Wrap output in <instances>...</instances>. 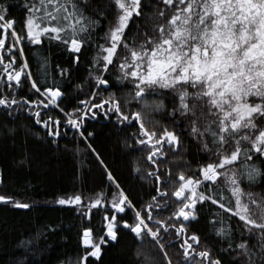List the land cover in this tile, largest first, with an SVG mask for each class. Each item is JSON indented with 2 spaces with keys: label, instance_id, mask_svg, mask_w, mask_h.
<instances>
[{
  "label": "snow or ice",
  "instance_id": "6c2138e0",
  "mask_svg": "<svg viewBox=\"0 0 264 264\" xmlns=\"http://www.w3.org/2000/svg\"><path fill=\"white\" fill-rule=\"evenodd\" d=\"M112 3L114 21L96 41L88 79L76 85L81 91L87 86L83 98L72 97L58 82L35 79L25 44L41 45L45 38L60 42L75 54L78 64L100 21L87 15L78 0H39L26 5L27 15L18 29L17 20L8 18L7 9L0 6V108L9 116L27 112L53 139L71 128L87 141L94 136L87 132L88 121L101 118L135 128L130 133L133 142L125 144L132 151H146L151 165L145 171L137 158L135 171L152 182L155 192L143 205L130 198L99 153L116 192L110 198L103 191L87 198L83 193L58 198L57 203L75 205L89 220L93 209L104 212L103 235L83 228V253L76 264L100 260L102 245L118 240L121 225L141 243L145 238L154 242L166 264H173L167 249L176 243L182 251L177 264H223L211 246L200 248L197 233L188 232L197 205L205 202L238 217L234 226L227 216H213L215 233L227 245L221 251L237 250L246 264H264V195L242 187L245 179L264 175V0H150L148 14L142 0ZM134 17L142 22L129 39ZM112 69L119 72L115 80L109 75ZM60 71L63 76L71 69ZM25 80L30 95L20 96ZM121 88L128 90L123 99L118 95ZM169 95L171 110L163 98ZM73 99L77 103L68 110L66 101ZM51 110L59 114L45 118ZM156 113H166L171 125L154 120ZM182 121L188 122L189 136L209 153V162L198 165V174L181 170L174 178L172 168L161 170L160 164L169 151L182 147L184 129L177 131ZM88 147L95 152L90 143ZM175 160L178 163L183 156ZM168 184L171 190L165 187ZM0 203L31 207L7 193H0ZM166 210L168 215L161 217ZM128 211L133 220L125 218ZM168 236L173 240L166 244Z\"/></svg>",
  "mask_w": 264,
  "mask_h": 264
},
{
  "label": "trees",
  "instance_id": "16d2710c",
  "mask_svg": "<svg viewBox=\"0 0 264 264\" xmlns=\"http://www.w3.org/2000/svg\"><path fill=\"white\" fill-rule=\"evenodd\" d=\"M32 2L39 3V0H0V6L7 9L8 18L17 20L19 29L27 15L26 5ZM78 2L85 7L87 15L100 21L92 32V40L84 45L79 63L75 62V54L69 52L65 45L47 38L41 45L25 44V55L33 77L39 82H58L72 97L83 98L87 86L81 91L77 90L76 85L89 77L90 65L97 53L96 41L107 31L109 21H114L115 6L112 0H86V4L85 0ZM142 3L146 14L151 13L150 0H142ZM102 12L106 15L102 16ZM140 22L141 18H133L128 29L129 39L136 33ZM100 42L103 43L102 40ZM61 68H70L71 71L62 76ZM118 74V69H112L109 75L115 80ZM29 90L30 83L25 80L18 90L19 95H30ZM127 91L121 88L118 95L123 99ZM163 98L168 110H171L172 97ZM76 103V99L70 103L66 101L67 109L70 110ZM57 114L58 110L47 111L45 118ZM153 119L171 125L166 113H156ZM177 119L179 121V117ZM187 125V121L177 124L178 132L184 129L182 147L176 153L169 151L167 158L160 164L161 170L171 167L174 178L181 170L187 171L189 175L198 174V165L209 162V153L189 136ZM86 129L94 133L87 141L71 128L66 134H63L62 129V135L53 139L43 126L35 124V118L27 112H15L9 116L0 108V177L3 179L0 193L12 194L16 199L31 205L24 209L0 203V264H76L83 253L80 242L83 228L92 227L97 235L103 234L100 231L104 215L102 208L93 209L89 220L81 216L75 205H60L56 202L61 196L77 193H83L87 198L103 191L110 198L116 192L114 183L109 181L107 170L96 153L100 154L108 169L138 205L148 203L150 197L155 195L152 182L143 179L142 174L135 171L137 158H140L139 166L145 171L151 166L146 160L147 152L132 151L125 144V140L133 142L130 133L135 128L101 118L88 121ZM89 143L95 152L88 147ZM181 155L183 160L177 163L175 157ZM165 187L171 190L173 186L168 184ZM242 187L245 191L264 195V175L254 181L245 179ZM227 194L230 196V193ZM197 209V217L188 222V232L200 236V248L211 246L213 256L220 255L223 264H246V258L238 257L237 250L221 251L227 245L216 235L212 220L214 215L218 218L227 216L235 226L238 217H232L211 202L198 204ZM168 211L160 213L161 217L168 215ZM133 216V212L128 211L125 218L133 220ZM37 234H41L38 239ZM29 240L33 243L26 245L24 242ZM172 240L173 237L168 236L164 243L169 244ZM255 242L253 238L252 243ZM102 248L101 259L91 258L90 264H166L154 242L145 238L141 243L122 225L118 240L102 245ZM167 251L173 264L182 258L178 243L168 247Z\"/></svg>",
  "mask_w": 264,
  "mask_h": 264
},
{
  "label": "rangeland",
  "instance_id": "374dc122",
  "mask_svg": "<svg viewBox=\"0 0 264 264\" xmlns=\"http://www.w3.org/2000/svg\"><path fill=\"white\" fill-rule=\"evenodd\" d=\"M103 235V234H102Z\"/></svg>",
  "mask_w": 264,
  "mask_h": 264
},
{
  "label": "water",
  "instance_id": "95a60500",
  "mask_svg": "<svg viewBox=\"0 0 264 264\" xmlns=\"http://www.w3.org/2000/svg\"><path fill=\"white\" fill-rule=\"evenodd\" d=\"M1 178V177H0Z\"/></svg>",
  "mask_w": 264,
  "mask_h": 264
}]
</instances>
